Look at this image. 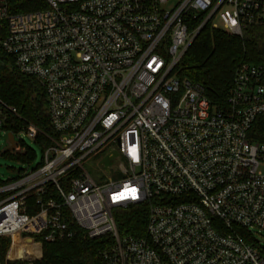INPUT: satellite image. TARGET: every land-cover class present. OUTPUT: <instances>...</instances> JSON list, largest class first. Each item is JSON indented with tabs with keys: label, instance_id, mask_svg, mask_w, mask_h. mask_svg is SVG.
I'll list each match as a JSON object with an SVG mask.
<instances>
[{
	"label": "built area",
	"instance_id": "obj_1",
	"mask_svg": "<svg viewBox=\"0 0 264 264\" xmlns=\"http://www.w3.org/2000/svg\"><path fill=\"white\" fill-rule=\"evenodd\" d=\"M207 26L264 29V0H0V47L44 90L53 132L0 188V264H41L77 230L106 241L100 264H264V145L249 138L264 71L242 64L222 105L181 79ZM11 117L0 99V131ZM96 156L99 181L84 164ZM134 208L144 231L121 236Z\"/></svg>",
	"mask_w": 264,
	"mask_h": 264
},
{
	"label": "trees",
	"instance_id": "obj_2",
	"mask_svg": "<svg viewBox=\"0 0 264 264\" xmlns=\"http://www.w3.org/2000/svg\"><path fill=\"white\" fill-rule=\"evenodd\" d=\"M3 37L4 33L0 32V40ZM0 63V99L18 113V118L8 119L3 130L17 135L24 125L34 126L40 132L35 142L44 151L48 141L43 134H53L44 90L35 78L17 72L12 59L1 47ZM242 64L254 65L264 71V29L252 28L242 37H235L207 26L188 49L177 71L181 79L203 86L213 104L222 105ZM249 138L264 145V114L255 122ZM25 148L24 155L9 150L5 154L19 164L33 161L35 152ZM8 182L0 181V188ZM117 222L121 236L135 235L144 231L146 214L144 209L134 208L122 212ZM105 245V240H91L83 231L77 230L71 241L45 243L41 264H100L98 253Z\"/></svg>",
	"mask_w": 264,
	"mask_h": 264
},
{
	"label": "rangeland",
	"instance_id": "obj_3",
	"mask_svg": "<svg viewBox=\"0 0 264 264\" xmlns=\"http://www.w3.org/2000/svg\"><path fill=\"white\" fill-rule=\"evenodd\" d=\"M1 66V63H0ZM19 138L22 139L23 144L19 145V148L24 147H29L35 152V159L30 162L29 168H27L28 164H19L17 163L14 159H11L5 152L9 149V144H8V139H7V134L5 131H0V181L6 182L9 180L16 179L17 177L21 176V170L29 171L33 170L36 168L37 165H39L42 162L43 158V150L36 142L30 138L25 133H19L18 135ZM16 154L20 153V149L14 150ZM100 159H98V156L95 157V163L91 162L92 158L89 159V161H86L85 167L88 169V171L91 173V175L94 177L96 180L102 179V173L100 171ZM113 179L119 180L121 179L120 176H114ZM121 213L118 214V216Z\"/></svg>",
	"mask_w": 264,
	"mask_h": 264
},
{
	"label": "water",
	"instance_id": "obj_4",
	"mask_svg": "<svg viewBox=\"0 0 264 264\" xmlns=\"http://www.w3.org/2000/svg\"><path fill=\"white\" fill-rule=\"evenodd\" d=\"M8 140L10 142V147H9V151H14L15 150V138H14V135L9 133L8 134Z\"/></svg>",
	"mask_w": 264,
	"mask_h": 264
}]
</instances>
